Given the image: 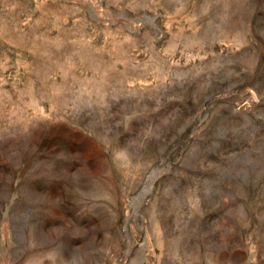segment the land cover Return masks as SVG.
Listing matches in <instances>:
<instances>
[{"label":"rangeland","instance_id":"rangeland-1","mask_svg":"<svg viewBox=\"0 0 264 264\" xmlns=\"http://www.w3.org/2000/svg\"><path fill=\"white\" fill-rule=\"evenodd\" d=\"M0 264H264V0H0Z\"/></svg>","mask_w":264,"mask_h":264}]
</instances>
